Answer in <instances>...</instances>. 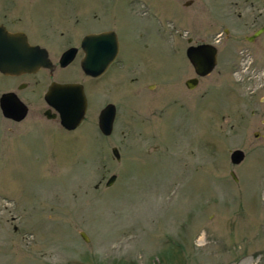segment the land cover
Returning <instances> with one entry per match:
<instances>
[{"label": "rangeland", "instance_id": "1", "mask_svg": "<svg viewBox=\"0 0 264 264\" xmlns=\"http://www.w3.org/2000/svg\"><path fill=\"white\" fill-rule=\"evenodd\" d=\"M12 1L39 19L31 35L53 50L89 27H113L121 63L88 82L73 68L59 72L88 88L73 130L43 116L41 74H0V93L14 91L28 108L20 121L0 113V264H264V33L252 43L242 37L264 0H163L159 11L170 16L158 33L120 0ZM52 25L63 38L52 37ZM186 36L221 54L191 89ZM105 101L116 111L101 135ZM235 148L244 155L232 164Z\"/></svg>", "mask_w": 264, "mask_h": 264}, {"label": "flooded vegetation", "instance_id": "2", "mask_svg": "<svg viewBox=\"0 0 264 264\" xmlns=\"http://www.w3.org/2000/svg\"><path fill=\"white\" fill-rule=\"evenodd\" d=\"M24 1L25 0H22V2H24ZM34 1H37V0H34ZM113 1H115V0H113ZM120 1L127 8L130 16L132 18H134V19L139 18V19H144V20L148 19V20H151L154 24H156V27H157L156 33L163 31L165 26L168 25L170 15H164V14L160 13V11H159V8L161 7V6L159 7V5H161L164 2L163 0H120ZM11 2H12V4H10V3L4 4V0H0V29H4L8 33H22L25 37L26 42L30 46L37 47L36 49H39L40 52H38L37 56L45 57V59L48 60L47 61L48 65H40L39 67H37L32 72H29V73L24 72V73H20L18 75H13V76H8V77L21 78L23 76L30 77V76H36L38 74H41L40 77H38L36 79L37 81L35 82V84L38 83L42 86L43 85L45 86V90L42 94V99H43V95H44L47 87L51 83H61V84L78 83V84H80L82 87L84 97H85V101H86V108H85V112L83 115V119L81 121V122H83L85 115H86L88 102H89V97L87 94L88 88H86V84H84L82 81H79L77 79H73L74 77H72L71 79L62 78V77H59L58 74H59V72L70 67L76 71V75L79 73L80 75L85 77L86 82L99 80L100 78H102L105 74H107L109 72V70L111 69V67L113 65H117V64L121 63V43H120V39H119V35L117 34V31L111 26L107 27V28L89 27V28L81 31L79 34H77L76 38L71 37V38L66 39V41H64L62 44L58 45L59 47L56 50H53L49 46L47 47L46 45H43V44L37 42L35 40V38L31 35L32 32H37V31L39 32V19L37 17H35L32 13L29 16H27L28 12H26V10H24L23 6H21L20 9H16L13 7V1L12 0H11ZM110 2H111V0H106L104 2V5H108ZM167 2H168V5L171 4V5H176L178 7L180 5L181 6H190L193 4V0H167ZM249 3H250L249 4L250 6L253 5L252 2H249ZM70 4H71V2H70ZM88 9H90V10H88L89 18L90 19H96L97 13L95 12V10H93L92 7H89ZM262 14H264V8L257 9L256 14L253 15V18L250 20L249 24L246 23V21H243V24H245L246 26H252V24L254 25V28L250 31L249 34L242 36L245 40L249 41L250 43L254 42V40H256L259 36H261L264 33V29H263L259 35L253 37L250 40L247 39V37L251 36L254 31H256L257 29H259L261 27H264V20H262L261 22L257 21V19ZM236 16L239 17L240 14L237 13ZM34 20L37 22V27H36L37 31L34 29L35 28V21ZM78 21H80L78 14L75 12H71L70 13L71 25H75ZM49 26H50V23H47L46 27H49ZM50 32L52 34V37L55 40H56V38H63L64 37L62 28H53V25H52L50 28ZM105 33L108 35H106L104 38H102V39L97 38L98 36H100V34H105ZM221 34H223L224 37L227 38L228 29L222 28ZM221 34H217L215 36L216 41L214 43H218V41L220 39L219 35H221ZM138 35L140 37H142L143 32L141 31V33L137 34V36ZM185 41H186L187 45L184 48V56H185L187 61H188V59L186 57L187 47L195 46V45H198L200 43H209V44L213 45L215 48L216 63H217L218 57L221 54L219 55V48L216 44L210 43V42H195L192 39V37H190V36H186ZM262 48H264V47L262 46ZM82 62L91 66L95 75H92L90 73H86L85 71H83V69L81 68ZM188 63H189V66L193 72V75L189 76L186 79L195 78L196 84H197L199 78L202 76L196 75L194 72L193 66L190 64L189 61H188ZM257 63L262 64V62H258V60H257ZM4 76H6V75H4ZM136 79H137L136 77H131L129 82L132 80H136ZM185 80L183 81L184 86H185ZM26 83L27 82H25V81H20L17 84V86L21 84L24 87L26 85ZM152 85L153 84H148L147 86L151 87ZM7 91H12V90H7ZM16 96L18 97L17 94H16ZM18 99L26 106L24 101H22L19 97H18ZM108 103H111L114 106V116H115L116 107H115V104L110 102V101H105L101 105V107L99 108L98 112L100 111V109L103 106H105ZM27 109L28 108L26 106V114H27ZM46 109L48 110V113L51 115L50 118L51 119L56 118L58 123H59V118H58V114H57L56 110L52 106H48L47 108H45L43 110V112ZM43 112H42V114H43ZM98 112H97V116H98ZM97 116H96V123H97ZM50 118H48V119H50ZM81 122L79 123V125L81 124ZM78 126H76L75 128H77ZM112 126H113V122H112ZM71 130H73V129H71ZM111 130H112V128H111ZM110 133H111V131H110ZM101 135H103V134L101 133Z\"/></svg>", "mask_w": 264, "mask_h": 264}, {"label": "water", "instance_id": "3", "mask_svg": "<svg viewBox=\"0 0 264 264\" xmlns=\"http://www.w3.org/2000/svg\"><path fill=\"white\" fill-rule=\"evenodd\" d=\"M264 27L254 31L247 39L259 35ZM108 34H100L97 38L102 39ZM30 46L22 33H8L4 29H0V73L6 76L18 75L24 72H32L40 65H48L45 57L37 56L39 49ZM45 54V53H44ZM186 57L193 66L194 72L198 76H204L209 73L216 63V51L213 45L209 43H200L195 46H189L186 49ZM81 68L86 73L95 75L91 66L81 63ZM196 84L195 78L185 80L186 88H193ZM20 84L17 88H22ZM43 99L48 106H52L59 118V124L66 130L74 129L83 119L86 108V101L82 91V87L78 83H51L44 95ZM0 113L4 118L19 121L26 115V106L18 99L13 91H5L0 93ZM46 118L51 115L46 109L43 112ZM114 118V106L111 103L103 106L98 112L97 128L103 135H108L112 128ZM258 132H253V136H257ZM112 156L115 160L119 159L118 150L115 146L110 148ZM229 162L232 164L239 163L243 158V151L235 148L229 152ZM230 175L236 180L234 173L230 171ZM115 178L114 174L107 177L104 184L110 185ZM79 236L83 240H87V236L83 231H79Z\"/></svg>", "mask_w": 264, "mask_h": 264}]
</instances>
